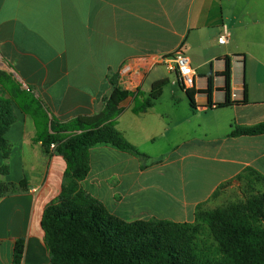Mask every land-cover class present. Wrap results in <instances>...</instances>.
Wrapping results in <instances>:
<instances>
[{
  "label": "crops",
  "instance_id": "crops-1",
  "mask_svg": "<svg viewBox=\"0 0 264 264\" xmlns=\"http://www.w3.org/2000/svg\"><path fill=\"white\" fill-rule=\"evenodd\" d=\"M181 46L195 72L193 107L160 61ZM0 57L43 110L15 108L6 161L0 152V180L25 183L0 198V264H12L19 239L20 264L49 263L40 220L66 164L44 152L41 138L53 134L51 119L99 113L124 63L133 87L114 127L144 156L93 147L79 182L86 194L126 222L191 223L221 185L239 188L246 169L264 177V134L229 136L232 127L264 124V0H0ZM162 80L152 106L134 113Z\"/></svg>",
  "mask_w": 264,
  "mask_h": 264
},
{
  "label": "trees",
  "instance_id": "trees-1",
  "mask_svg": "<svg viewBox=\"0 0 264 264\" xmlns=\"http://www.w3.org/2000/svg\"><path fill=\"white\" fill-rule=\"evenodd\" d=\"M225 90L229 95V64H226ZM165 80L155 82L148 97L135 103L134 113L145 112L160 96ZM112 90L103 109L66 124L50 122L53 134L41 138L44 152L55 144L53 153L65 161L60 193L49 202L41 216L40 228L49 257L48 264H264V177L246 169L236 177L241 198L213 209L198 206L191 223L168 220L126 222L111 214L105 206L86 194L79 185L89 171V150L110 146L134 156H144L115 129L120 104L130 95L112 81ZM211 77L207 81L210 99ZM29 93V92H28ZM190 106L194 91L185 90ZM31 97V95H30ZM32 103L37 100L31 97ZM15 114L10 100L0 95V152L6 161L10 145L5 138ZM76 131L70 137L61 133ZM264 134V124L232 127L229 136ZM6 166L1 173L6 174ZM228 184L221 185L212 195ZM25 189V183L0 180V198ZM24 249L16 241L12 264H20Z\"/></svg>",
  "mask_w": 264,
  "mask_h": 264
},
{
  "label": "rangeland",
  "instance_id": "rangeland-1",
  "mask_svg": "<svg viewBox=\"0 0 264 264\" xmlns=\"http://www.w3.org/2000/svg\"><path fill=\"white\" fill-rule=\"evenodd\" d=\"M0 95L11 101L13 111L15 108L26 114H38L43 112L42 107L37 100V103H32L31 97L33 95L28 93L22 85L13 77L10 73L9 67L3 59L0 57ZM31 95V97H30ZM34 98V97H33ZM35 99V98H34ZM52 120V119H51ZM50 120V122H51ZM78 133L74 131L62 132V138H67L73 134ZM241 198V191L235 187H225L223 190H219L217 196L213 197L210 202V207L207 209H213L215 207L226 205L230 202Z\"/></svg>",
  "mask_w": 264,
  "mask_h": 264
},
{
  "label": "built area",
  "instance_id": "built-area-1",
  "mask_svg": "<svg viewBox=\"0 0 264 264\" xmlns=\"http://www.w3.org/2000/svg\"><path fill=\"white\" fill-rule=\"evenodd\" d=\"M221 42L225 41V36L220 37ZM169 72H173L181 89L189 90L194 86L195 72L190 66L188 57L185 55L183 47H179L173 54L160 59ZM133 71L132 65L124 63L118 71L119 77L117 86L124 90H130L133 87V81L130 77H125L126 74H131ZM55 148V144L50 145V150Z\"/></svg>",
  "mask_w": 264,
  "mask_h": 264
}]
</instances>
